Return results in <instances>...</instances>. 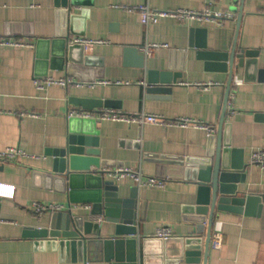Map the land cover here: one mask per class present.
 <instances>
[{"label":"crops","instance_id":"1","mask_svg":"<svg viewBox=\"0 0 264 264\" xmlns=\"http://www.w3.org/2000/svg\"><path fill=\"white\" fill-rule=\"evenodd\" d=\"M71 1L0 0V39L21 43L0 45V151L17 147L28 154L16 161L0 160V183L15 187L12 197H0V264H86L71 246H61V239L43 240L31 233L47 226L54 212L89 214L82 206L90 202L71 201L62 184L47 179L43 170L51 162L48 153L66 144L71 111L98 113L108 109L196 122L187 127H165L97 121L96 149L107 164L100 169L93 165L92 171H104L105 179L118 186L121 198H129L137 188L138 235L121 236L138 240L137 244L123 245L122 253L125 259L134 252L137 260L120 264H172L174 251L190 236L201 241L199 264H264V169L250 164L252 151L264 148V0L147 1L154 10L201 11L212 7L235 15L223 25L181 22L171 17L145 25L138 12L123 8L145 0H75L76 5ZM67 3L70 7L64 8ZM69 11L81 18L72 30L84 29L85 35L71 34ZM69 34L70 39L84 37L104 43L85 47L83 65H68L59 52L62 42L54 41ZM148 43L168 46L148 56L141 51ZM127 47L137 48V54L128 55ZM235 47L237 52L258 51L257 64L248 68L245 63L234 70L223 136L232 149L241 151L245 164V169L235 171L245 175V182L237 183L239 190L259 195L262 207L255 214L218 212L215 221L224 223V243L218 250L211 246L205 257L207 223L197 233L198 225L188 220L196 215L186 212L196 204L200 189L191 170L214 162L215 136L230 73L222 68L223 61L202 55L231 53ZM140 57L143 66L139 65ZM46 76L68 78L72 83L37 89L34 79ZM153 78L156 80L150 82ZM71 96L116 106L83 110L70 103ZM87 157L92 159V155ZM120 167L162 179L165 186L138 187L129 178L116 180L108 174ZM35 201L62 209L38 215ZM91 217L104 219V215ZM160 226L172 229L169 248L156 237ZM114 230V224L104 223L102 234L111 237Z\"/></svg>","mask_w":264,"mask_h":264},{"label":"water","instance_id":"2","mask_svg":"<svg viewBox=\"0 0 264 264\" xmlns=\"http://www.w3.org/2000/svg\"><path fill=\"white\" fill-rule=\"evenodd\" d=\"M71 4L76 5L77 3L72 0ZM63 6L64 8L70 7H68V3ZM242 12L241 10L239 13L238 23L241 21ZM68 19L71 24V34L85 35L84 29L80 32L72 30V25L78 19H81L80 16L69 11ZM56 41L62 42L59 52L61 56L67 58L68 65H83L85 63L84 44L70 43V34L60 40H55L54 43ZM125 50L128 55H136L138 52L135 47H127ZM257 55L258 51L256 50L241 49L240 52H237L236 47L233 48L231 53L211 52L202 55L208 59L223 61L222 68L224 70L228 68L230 73L225 107L218 134L215 136L217 148L214 162L212 164L204 162L191 170L193 179L199 184L200 189L196 204L187 207L186 212L196 215L188 218V220L198 225L196 228L197 233H200L204 224L207 223L205 257H207L211 247L212 230L218 212L232 211L255 214L262 207V198L259 195H246L244 191L239 190L237 183H244L245 175H239L235 171L245 169V164L241 161V151L232 149L231 144L226 143L223 136L225 111L234 70L242 67L245 63L248 68L256 66L257 59L255 58ZM141 58L143 59V57L139 58V65L143 66ZM150 75H153L152 71ZM153 80L155 81L156 78H153L150 82ZM69 98L71 104L83 110L116 106L100 100L72 96ZM97 121L95 118L69 117V133L66 144L48 153L51 162L43 170V174L47 179L54 182V184H62L64 191L69 192L71 201L90 202L92 209L89 214L79 213L77 215L72 212H54L47 226L35 229L31 234L43 240L61 239L60 245L71 246L78 252L79 260L85 261L86 264H120L124 260L135 262L137 254L134 252L130 253L125 259L123 258V245H126V243L134 245V243L137 244L138 240L136 238L125 240L121 236L138 235L135 213L137 188L132 189L129 198H121L118 186L113 181L105 179L104 171H92L93 165L100 169L101 166L107 164L100 159L96 149L99 146V131L96 129ZM87 155H92V159L88 158ZM239 156L240 160H236ZM90 215H104V219L96 220ZM104 223L115 225V237L103 236ZM169 239L159 238L160 243L168 248ZM200 243V238L194 236L185 238L183 244L174 251L172 264H199ZM55 244L54 241L53 245Z\"/></svg>","mask_w":264,"mask_h":264},{"label":"built area","instance_id":"3","mask_svg":"<svg viewBox=\"0 0 264 264\" xmlns=\"http://www.w3.org/2000/svg\"><path fill=\"white\" fill-rule=\"evenodd\" d=\"M146 3L130 6L126 5L123 8L130 12H138L140 14L141 22L145 25L150 23H157L160 19L165 17H171L178 21H191L196 20L199 22H215L219 25H223L224 21L227 19H234L235 15L225 11H218L212 7H206L201 11L189 10V9H176V10H154L149 4L148 0H145ZM70 43L75 44H84L86 48L91 47L96 43H104L102 40H91L84 37H73L70 39ZM0 45L7 46H16L21 45L19 41L12 39H0ZM167 44L162 43H148L147 45L141 47V51L148 56H151L154 51L160 47H167ZM240 81H237V83ZM34 83L37 89L44 90L50 85L58 84L63 87L68 86L72 83V80L68 78H56L53 76L46 77H37L34 79ZM83 117V118H95L99 121L102 120H113V121H125L128 123H138V124H157L162 126H181L187 127L191 124H195V121L190 119H176V120H168L167 118L161 115L155 114H121L117 111L108 109L103 110L98 113L84 112L73 110L69 114V117ZM200 127L208 128L206 125L197 124ZM209 129V128H208ZM28 154L20 148L10 147L3 151H0V160L4 161H16L21 157H26ZM250 164L256 165L261 169H264V148L256 149L252 151L250 156ZM108 174L116 180H121L124 178H129L132 182L138 186H156V187H164L165 181L162 179H158L156 177L144 176L141 172L128 169V168H117L113 171H108ZM15 187L13 185L0 183V197H12L14 195ZM35 213L38 215H43L45 212L50 210H60L62 207L60 205L55 204H45L41 202H34ZM83 209L90 211L92 209V205L86 204L82 206ZM97 220H102V218H97ZM224 223L222 221H215L212 230V240L211 246L213 249H221L224 243ZM156 237L167 240L173 237L172 229L168 226H160L157 229Z\"/></svg>","mask_w":264,"mask_h":264}]
</instances>
